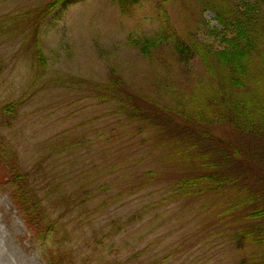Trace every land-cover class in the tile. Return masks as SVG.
<instances>
[{
	"label": "rangeland",
	"instance_id": "374dc122",
	"mask_svg": "<svg viewBox=\"0 0 264 264\" xmlns=\"http://www.w3.org/2000/svg\"><path fill=\"white\" fill-rule=\"evenodd\" d=\"M48 1L0 0V264H47L48 251L65 249L81 264H234L229 229L209 227L237 205L223 218L231 232L244 227L264 201V134L232 118L239 106L246 119L264 113V52L232 51L243 75L220 61L211 0H80L43 13ZM144 38L159 39L149 54ZM118 90L124 105L132 99L121 114ZM11 171L31 194L53 192L52 218L73 199L87 203L83 217L49 234L29 229ZM148 172L154 179L132 181ZM218 179L208 208L204 196L168 189ZM249 241L235 252L257 257Z\"/></svg>",
	"mask_w": 264,
	"mask_h": 264
},
{
	"label": "trees",
	"instance_id": "16d2710c",
	"mask_svg": "<svg viewBox=\"0 0 264 264\" xmlns=\"http://www.w3.org/2000/svg\"><path fill=\"white\" fill-rule=\"evenodd\" d=\"M50 1L46 2L45 4H43V7H41L43 13H47V12L51 13L56 9H59L61 7H67L80 0H50ZM134 1L137 2L138 0H134ZM213 2L214 1L211 0V4ZM127 4H131L130 7L133 5L131 2ZM211 4H208L206 6V9L207 10L213 9L215 11V15L217 16L218 19L217 22L223 28L221 42L223 44H226L225 49L222 50L221 53L219 52L220 54H218L216 57L220 61L224 60V62H227L229 64L227 65L228 67L230 68L233 67L235 70H240V73L243 75V73H245L244 72L245 69L241 68L239 63L237 64L230 63L231 61L234 60L231 54L232 51H236V57H235L236 60L237 59L246 60L248 58L258 59L256 53L259 51L264 52V0H234V3L232 4H229L228 2H225V0H222L214 7ZM228 9L230 10L228 11ZM226 16H229V18H227ZM142 41L143 44H140V42H138V44H140V46L143 47V50H145V52L148 53L149 48L156 45L155 43H157L159 39L144 38ZM183 53H185V55L186 54L188 55L189 52L188 50L187 52L186 50H184ZM248 63L249 62H247V64ZM248 66L250 65L248 64ZM117 95H118L117 100H120L119 97L121 98L120 105L122 106L121 108L122 110H119V113L121 114L124 111H127V106L129 103L131 104L132 99L129 100V103L124 105L125 104L124 94L121 93L120 90H118ZM127 95H129L130 97L132 96L131 94H127ZM236 100L239 101L238 99ZM247 101L249 102V106L253 107L254 102L256 101V97L247 98ZM240 107L241 106H239V108L234 107L233 109L234 111L232 118L235 121H237L236 127H238V129L243 130L245 132L252 131L253 133L264 134V119L262 118V116H264V113L262 112L260 114L258 112L257 115L258 114L259 115L256 117L255 109H252L250 112L251 114L250 117L246 119L241 114L238 115L239 113H236L237 109L239 112H241ZM247 111L249 112V110L247 109L243 115H245ZM138 117L139 116L137 109L133 111L132 114H130V119L132 120H135ZM237 118H239V121L237 120ZM147 121L150 120L147 119ZM141 122L142 124L138 128L140 130L134 131L133 137H136L138 133H141L143 130H145L147 123L146 119L144 118ZM50 138L47 139L45 142L51 148H53L55 147L57 142L51 140ZM37 169L39 168L35 167V170ZM12 172L13 171H11V182H12V178H14L15 179L14 182H16V188L18 190V195H19L18 210L22 215L23 219L25 220V222L33 231L39 232L41 234L43 233L49 234L51 232H54L55 227L59 225L77 223L83 217L85 210L84 205L87 203L78 204V202H76V199H73L70 209L68 204L67 211L62 212L59 216L55 218H52L50 212L52 210L51 195L53 192L51 191L44 192L43 188L39 186V190H37L36 192L38 194L36 193L31 194L27 183L21 182L23 178L20 177L21 178L20 179L18 176H16V174H13ZM149 179H154V175L152 176V178H150V172L144 174L142 178H139L137 180L132 179V181L142 183L144 181H148ZM125 181H127L128 183L127 187H130L129 180H125ZM216 181H218V183L212 182V184L213 183L215 184L209 185L206 188H201V190L191 186L190 183L186 184L185 182H184L186 184L185 187L175 184L174 186L173 185L170 186L168 189L173 190V188H177L178 191L181 192L180 197L183 199L186 198L185 194H188L189 197H196L201 195V197L203 198L204 196L206 197L205 200L207 201V203H204L203 206L204 208L205 207L208 208L211 204V200L217 198L212 196L217 195L216 192H219L218 190L215 189V186L219 185V187L223 188L225 184V182H223L221 179H218ZM260 197L262 198V196ZM88 199L91 201L92 197H89ZM60 203L61 204L59 208L62 211L65 208L66 203L65 202H60ZM213 208H215V206H213ZM234 208H238V205L236 207H231L230 209L228 208H226L225 210L221 209L220 213H218L217 217L215 218L217 219V221L210 223L209 228L213 229L215 226L216 227L222 226L229 229V231H224L225 233L224 232L222 233L226 234L225 237H229L227 239V245L228 246L231 245V247L234 249L233 252L235 258L233 261L234 264H264V201L259 206L253 207L254 208L253 211L247 213L246 226L241 227L237 225L234 229H232L231 232V229L229 228V225L227 223L228 218H226V223H225L223 217H228V215L234 214L233 212H231L234 211L233 210ZM253 217H255V219H252ZM66 218L69 220H67ZM204 230L207 229L205 228ZM73 233L76 238L80 237L79 234L77 233V230H73ZM249 240L257 241L258 245L260 244L261 247L263 248V249L261 248V253H259L257 257H255L257 253L255 254L252 253L251 256L248 255L247 253V255L245 256V253L244 254L242 252L239 253L238 251L235 252L236 247L233 244L238 243L237 249L241 251V249L239 248L240 246H243L244 248L247 247L249 248V246L251 245ZM74 252H75L74 250L65 249L63 252H61V256H58L56 252L51 253L49 264H81L79 260H77V262L75 261L74 257H76L77 259L79 257ZM130 262H133V260H131Z\"/></svg>",
	"mask_w": 264,
	"mask_h": 264
}]
</instances>
